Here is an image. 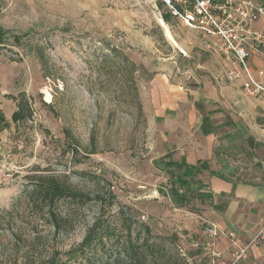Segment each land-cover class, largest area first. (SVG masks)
I'll list each match as a JSON object with an SVG mask.
<instances>
[{
	"label": "rangeland",
	"instance_id": "374dc122",
	"mask_svg": "<svg viewBox=\"0 0 264 264\" xmlns=\"http://www.w3.org/2000/svg\"><path fill=\"white\" fill-rule=\"evenodd\" d=\"M162 12L145 0H0V106L11 121L7 96L24 92L33 110L0 137V263L56 250L66 261L98 224L109 238L67 264H209L176 209H196L198 182L154 158L144 98L161 73L226 64ZM40 176L85 195L57 203L59 230L30 197Z\"/></svg>",
	"mask_w": 264,
	"mask_h": 264
},
{
	"label": "crops",
	"instance_id": "0c3cea01",
	"mask_svg": "<svg viewBox=\"0 0 264 264\" xmlns=\"http://www.w3.org/2000/svg\"><path fill=\"white\" fill-rule=\"evenodd\" d=\"M253 26L263 29L264 16ZM249 65L264 69V54L252 56ZM203 68L190 75L179 69L171 80L161 73L145 91V108L156 127L154 158L167 167L174 162L183 172L182 163L197 167L196 209L183 204L176 209L188 214L185 227L200 236L202 249L206 222L212 221L222 231L217 250L229 257L227 234L234 232L240 246H249L241 264H264V95L250 96L241 82H228L221 62ZM180 196L170 201L175 205Z\"/></svg>",
	"mask_w": 264,
	"mask_h": 264
},
{
	"label": "built area",
	"instance_id": "2783aa9c",
	"mask_svg": "<svg viewBox=\"0 0 264 264\" xmlns=\"http://www.w3.org/2000/svg\"><path fill=\"white\" fill-rule=\"evenodd\" d=\"M145 1L163 9L160 13L162 19L163 14L178 19L196 31L208 49L217 51L228 63L224 73L228 82H241L250 96L259 98L264 95V69L254 71L249 65L252 56L264 54V28L253 26L264 16V3L259 0ZM204 231L209 264H241L246 258L249 246H240L234 232L227 234L231 246L229 257H226L216 249L222 235L218 225L206 222Z\"/></svg>",
	"mask_w": 264,
	"mask_h": 264
},
{
	"label": "trees",
	"instance_id": "16d2710c",
	"mask_svg": "<svg viewBox=\"0 0 264 264\" xmlns=\"http://www.w3.org/2000/svg\"><path fill=\"white\" fill-rule=\"evenodd\" d=\"M163 19L166 23L171 21V16L169 14H163ZM113 55L117 54V50L112 48ZM42 64H44L43 57H41ZM123 61L127 64L131 65L132 70L136 71L138 66L130 61L127 57H123ZM45 66V65H44ZM8 98H11L15 104L16 109L12 113L11 121L6 117L4 110L0 106V137L3 132L11 128L12 123L19 124L21 122L30 120L32 118V105L30 102V97L27 96L26 93L21 92L19 95H8ZM169 166L175 165L174 162H169ZM185 166L183 177H190L197 170L196 166H190L182 163ZM33 189L30 191V197L33 199H37L36 207L39 208L43 213L47 215L48 219L51 220V223L59 230V221L62 219L61 215L55 211V207L57 203L63 198H73V199H83L85 196L82 192L77 191L71 188L65 182L60 181L58 178L54 176H40L38 177V181H36L33 185ZM184 202V201H183ZM34 204L32 205V207ZM8 222L10 220H14L13 217H7ZM24 222V219H22ZM25 224V222L23 223ZM149 229V228H148ZM21 231V229H19ZM17 232V231H16ZM128 236L130 232L127 233ZM15 233H11V237L15 239ZM104 238H109L107 234H104V231L98 229V224L88 231L85 239L82 243H80L77 247L68 252L69 258L66 261H63V257L61 256L60 251H54L51 253L46 259L39 258H30L25 253L22 261L15 259L10 262L0 263V264H67L68 260H73L78 257V255L84 256L87 251L91 250L97 243H103ZM1 239V237H0ZM16 240V239H15ZM131 260L133 261L134 256L130 255ZM88 264H101L100 261L94 259V261H90ZM143 264V263H142Z\"/></svg>",
	"mask_w": 264,
	"mask_h": 264
},
{
	"label": "bare ground",
	"instance_id": "6f19581e",
	"mask_svg": "<svg viewBox=\"0 0 264 264\" xmlns=\"http://www.w3.org/2000/svg\"><path fill=\"white\" fill-rule=\"evenodd\" d=\"M46 93H47V99L50 101L51 100V94L48 91H46Z\"/></svg>",
	"mask_w": 264,
	"mask_h": 264
}]
</instances>
